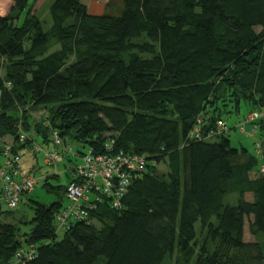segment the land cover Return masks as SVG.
I'll return each instance as SVG.
<instances>
[{
    "label": "trees",
    "instance_id": "trees-1",
    "mask_svg": "<svg viewBox=\"0 0 264 264\" xmlns=\"http://www.w3.org/2000/svg\"><path fill=\"white\" fill-rule=\"evenodd\" d=\"M10 2L0 16V157L10 140L23 151L56 131L78 155H135L145 168L127 174L119 198L116 181L92 200L59 240L55 215L73 178L60 187L46 175L42 186L63 198L30 201L29 235L0 224V264H264V149L233 148L216 129L241 105L264 109V0H122L115 15L54 0L48 29L35 16L18 26L31 0ZM38 109L49 116L31 125ZM18 126L36 136L18 144ZM31 246L32 258L15 259Z\"/></svg>",
    "mask_w": 264,
    "mask_h": 264
},
{
    "label": "built area",
    "instance_id": "built-area-1",
    "mask_svg": "<svg viewBox=\"0 0 264 264\" xmlns=\"http://www.w3.org/2000/svg\"><path fill=\"white\" fill-rule=\"evenodd\" d=\"M258 122H264V113L252 112L245 116L242 122L236 126L242 135L254 136L259 131ZM17 143L23 144L29 140L34 134L25 132L18 126ZM217 134L229 133V127L225 121H219L216 126ZM196 132V131H194ZM34 143V144H33ZM32 152L37 155L43 152L42 160L44 165L55 167L62 161V156L54 148L63 147L62 155L69 159L70 152L66 148L63 140L58 136L56 131H51L47 146L50 144L54 148L43 150L42 147L33 142ZM46 147V144L40 142ZM257 149L256 154L263 157L262 144L260 141H255ZM81 158V165L75 166L71 170L72 182L67 187L65 195L66 203L62 204L55 215V226L57 231L63 232L68 230L74 221H81L88 218L89 210L94 208L91 203L92 197L98 200V196L110 194L111 189L116 181H118L119 189L117 198L124 192V187L128 184L127 174L138 173L145 168V160L142 157L135 155H124L118 153L114 156L94 155L90 151L84 154L75 155ZM0 165V209L5 206L9 210L17 207L21 198L33 191L36 187V180L31 175V171L24 166L21 158L20 150L14 149V140L4 144L1 154ZM261 172H264V166L261 167ZM118 201L115 200L114 206H117ZM34 248L31 246L28 249L20 250L15 259L20 261L22 258L30 259L34 255Z\"/></svg>",
    "mask_w": 264,
    "mask_h": 264
},
{
    "label": "rangeland",
    "instance_id": "rangeland-1",
    "mask_svg": "<svg viewBox=\"0 0 264 264\" xmlns=\"http://www.w3.org/2000/svg\"><path fill=\"white\" fill-rule=\"evenodd\" d=\"M0 1H3V0H0ZM53 1L54 0H31L29 9L22 14L20 20L17 22V25L21 26L23 24L24 18H30L31 16H35L42 23V26L44 27V29H48L51 24L48 10H49L50 5L53 3ZM91 1L92 0H82V3L85 6H87L86 8L90 10L89 5ZM99 1H100V5H102L105 8V11L103 13L115 15L121 12L122 0H99ZM36 7H37V11H36L37 13L34 14L33 9ZM249 112H250V108L248 106L241 105L237 113L225 115L224 119L229 127L228 138H229L231 146L236 149H240L242 147L246 149L252 155H256L257 149L255 147V141L261 142L260 136L261 135L263 136L264 134L258 131L254 136L251 137L250 135H242L239 132V130L236 128L239 122H242L243 118L247 116ZM258 112L264 113V109ZM48 116H49L48 109H38V110L28 113V118H29V121L31 122V125L36 122L44 121L45 119H47ZM262 123L264 124V122ZM257 124L261 125L260 122H258ZM262 130H264V125H263ZM194 131L198 132L199 131L198 127L194 128ZM29 134L33 135V130L32 131L30 130ZM35 136L36 135L34 134V137ZM33 139L35 140V138ZM214 141H216V139L212 140V142ZM33 144L31 143V148L26 147L23 149V151L21 150L20 152H21V158H22V162L24 166H26L28 170L31 171L30 172L31 175H35L33 177L35 178L37 182L36 187L33 189L31 193L21 198V201L18 203L15 209L9 210L5 206H2L1 211L5 213L8 212V213L0 214V224H11L13 226H16L18 229V234L20 238L23 235H29L34 228V223H33L34 207L30 201L35 202V203H40L43 205H49L63 198L62 193H61V196H59L60 193L56 194L55 192L50 191L49 188H45L42 186L43 179L45 178V176L48 174L58 175L59 179L57 181L51 180L49 182L52 186L62 187V186L67 185L68 183L66 174H71L72 168H74L75 166L81 165V158H77L75 156L76 151L81 149L79 145L71 144L69 141H66V148L70 152L69 159H68L65 155H62L61 153L63 147L54 148L50 144L48 146L46 144V147H45L44 145H41L40 140H38L37 144H39V146L42 147L43 150L54 148V150H56L62 156L61 162L57 163L55 167H50V166L44 165L43 163V160H42L43 152L37 155L33 154L31 150ZM262 151H263V147H262ZM0 161H1V157H0ZM158 170L160 173H163L166 171L164 165H160L158 167ZM251 176H256V173L255 172L252 173ZM246 198H247L246 199L247 201H251V198L249 195H246ZM92 200H94V197H92ZM65 203H66V200L64 199L63 204ZM248 224H249V220H246L245 226H244V241L246 243H254L255 239L249 234ZM196 231L199 232L198 226L196 227ZM61 236H62V232L58 233L57 240H59Z\"/></svg>",
    "mask_w": 264,
    "mask_h": 264
},
{
    "label": "crops",
    "instance_id": "crops-1",
    "mask_svg": "<svg viewBox=\"0 0 264 264\" xmlns=\"http://www.w3.org/2000/svg\"><path fill=\"white\" fill-rule=\"evenodd\" d=\"M98 1L99 0H95V1L92 0L91 1L90 5H89L90 10L87 8L88 12L90 14H92V15H101L105 11V8L102 5H100V1L99 2ZM11 6H12V3L10 2V0L0 1V10H1L0 11V16H5L8 13V11H9ZM36 11H37V7L33 9V13L36 14L37 13ZM259 126H261V125H259ZM259 131L262 132V134H264V130L260 129ZM260 138H261L262 147L264 149V135L263 136L261 135Z\"/></svg>",
    "mask_w": 264,
    "mask_h": 264
}]
</instances>
